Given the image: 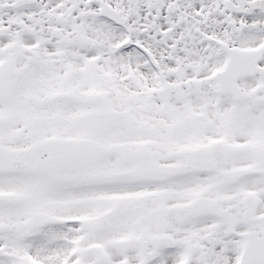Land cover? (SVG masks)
Wrapping results in <instances>:
<instances>
[{"label": "snow or ice", "instance_id": "snow-or-ice-1", "mask_svg": "<svg viewBox=\"0 0 264 264\" xmlns=\"http://www.w3.org/2000/svg\"><path fill=\"white\" fill-rule=\"evenodd\" d=\"M0 264H264V0H0Z\"/></svg>", "mask_w": 264, "mask_h": 264}]
</instances>
